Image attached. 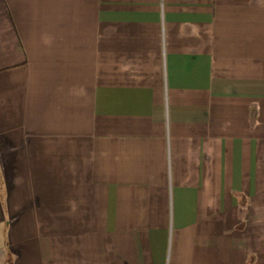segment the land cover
Here are the masks:
<instances>
[{
    "label": "crops",
    "instance_id": "1",
    "mask_svg": "<svg viewBox=\"0 0 264 264\" xmlns=\"http://www.w3.org/2000/svg\"><path fill=\"white\" fill-rule=\"evenodd\" d=\"M0 264H264V0H0Z\"/></svg>",
    "mask_w": 264,
    "mask_h": 264
}]
</instances>
